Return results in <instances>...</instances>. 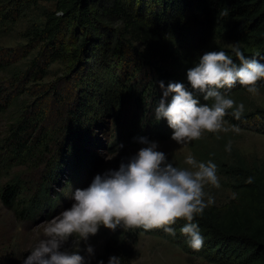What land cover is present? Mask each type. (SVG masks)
I'll list each match as a JSON object with an SVG mask.
<instances>
[{
	"label": "rangeland",
	"instance_id": "1",
	"mask_svg": "<svg viewBox=\"0 0 264 264\" xmlns=\"http://www.w3.org/2000/svg\"><path fill=\"white\" fill-rule=\"evenodd\" d=\"M54 7V2L47 0H0V264H22L42 237L47 224L71 206L72 194L77 188L88 187L96 174L118 169L121 161L127 162L144 146L126 141L118 132L119 127L132 122L136 114L134 106L127 105L125 110L122 109L120 118H116L118 109L114 104L120 87L118 80L131 70L132 55L128 54V61L123 62L121 57L99 46L93 56L88 58L84 55L82 61L75 63L70 54L81 42L82 35L77 31L66 42L64 57L49 63L50 52L34 31L42 26L44 12ZM102 20L105 27L111 30V37L117 31L122 32L123 23L118 17ZM176 37L182 38V42L189 40L184 34ZM217 44L227 48L238 47L230 40H217ZM133 46L144 52L140 43L136 42ZM135 57L140 71H145L149 79L151 70L145 67L146 63L142 65L139 56ZM145 58H148L147 55ZM34 61L40 66H34ZM257 89L255 94L244 90L228 95L237 105L243 103L245 111H249L256 106H264V88ZM80 97L89 103V109L82 117L90 123L91 129L87 139L75 141L73 136H67L66 127L71 108ZM224 121L228 131L205 132L199 140L184 145L177 144L171 137L150 141L158 142V150L166 153L175 166L182 168L191 167L184 163L189 154L198 162L211 160L216 163L217 160L243 158L248 162L264 163V133L233 124L226 118ZM252 121L261 122L257 116L250 123ZM20 126H25V129ZM15 128L24 133L26 141L41 135H45L46 140L27 154H17L14 151ZM229 144L231 150L227 151ZM74 149H78V154L72 152ZM56 161L61 165L60 171L57 169L59 174L55 179H48L47 173ZM14 176L18 177L20 191L8 204L1 197V190ZM217 176L220 186L205 185L204 191L205 199L210 195L219 204L230 199L234 193L225 175L218 169ZM35 193L41 194L40 203L31 208L29 205L24 207L27 199ZM127 231L117 227L113 232L102 226L97 235L89 238L88 243L95 250L91 258H88L84 242L78 243L76 237L70 239L66 247H79L87 264H98L101 260L107 264L115 238H127ZM120 264L218 263L182 249L163 235L140 232L134 241L130 259Z\"/></svg>",
	"mask_w": 264,
	"mask_h": 264
},
{
	"label": "trees",
	"instance_id": "2",
	"mask_svg": "<svg viewBox=\"0 0 264 264\" xmlns=\"http://www.w3.org/2000/svg\"><path fill=\"white\" fill-rule=\"evenodd\" d=\"M47 1H53L55 7L44 12L42 26L36 28L34 33L49 50V63L64 57L66 42L77 31L82 35L81 42L70 54L75 63L82 61L84 55L88 58L93 56L95 48L99 46L118 55L123 62L128 61V54L132 55V68L119 78L120 87L114 99L118 109L116 118H120L122 109L125 110L127 105L132 104L135 108L132 122L118 130L122 138L129 142L140 143L139 137H147L148 140L171 137L173 130L166 119L156 121L154 118V109L162 96L160 81L164 82L165 87L170 81L182 82L191 90L187 69L198 63L205 51L224 50L239 63L233 48L222 47L217 40L233 41L246 56L259 54L256 58L264 63V0ZM112 16L123 23L122 32L117 31L114 37L102 23L103 18ZM179 34L188 35L189 40L182 42V38L176 37ZM136 42L143 46V53L134 48ZM135 56H139L142 65L146 63L145 67L151 70L149 79L145 71H140ZM32 63L40 66L37 61ZM257 88H264V79L257 82ZM244 90L247 88L237 83L228 94ZM201 102L213 103L212 100L204 101L202 96ZM88 105V101L80 97L71 108L66 134L73 136L75 141L90 136V123L82 117L89 109ZM231 113L230 109L225 116L229 122L264 133V106L244 111L240 119ZM255 116L260 117L261 122L250 123ZM20 123L21 120L18 121ZM20 127L25 129V126ZM13 136L16 141L14 151L20 155L31 152L46 140V136L41 135L26 141L24 133L17 128L13 130ZM72 152L76 155L78 149ZM215 162L234 194L223 203L208 206L196 216L194 222L199 225L204 237L200 250L191 248L188 238L181 234L186 221L180 219L172 225L176 230L175 236L159 228L147 231L143 228L129 229L127 238H115V245L111 247L112 256L120 257V263L126 262L132 255L138 233L153 232L165 236L188 252L202 255L218 264H264V163L248 162L243 158ZM60 167L58 161L52 163L47 178L55 179ZM250 177L251 182H248ZM19 186L18 177L10 178L1 190L3 200L12 203L19 194ZM40 195L35 193L27 199L24 207L39 204L42 199Z\"/></svg>",
	"mask_w": 264,
	"mask_h": 264
},
{
	"label": "clouds",
	"instance_id": "3",
	"mask_svg": "<svg viewBox=\"0 0 264 264\" xmlns=\"http://www.w3.org/2000/svg\"><path fill=\"white\" fill-rule=\"evenodd\" d=\"M232 51L239 63L224 50L205 51L198 63L187 69L191 90L182 82L170 81L167 87L159 82L162 96L154 118L166 119L173 130L171 139L177 144L199 140L205 132L228 131L224 118L230 109L236 119L241 118L244 104L237 105L228 95L237 83L250 93L257 92V82L264 79V63L256 58L259 54L249 57L238 47ZM201 96L213 103H202ZM138 141L144 146L127 162L121 161L118 169L96 174L88 187L74 191L71 206L47 224L22 264H87L79 247L69 249L66 245L76 237L78 243L86 245L88 258L93 257L94 246L88 241L101 226L113 232L117 227L125 231L159 228L175 236L172 225L183 219L186 223L180 231L188 238L189 246L194 250L203 247L204 237L194 220L215 203L210 195L205 199L204 188L209 184L220 186L216 164L211 160L198 162L189 154L184 163L191 167H178L158 150V142L147 137H139ZM226 150H231L230 144ZM107 264H120V257L110 256Z\"/></svg>",
	"mask_w": 264,
	"mask_h": 264
},
{
	"label": "bare ground",
	"instance_id": "4",
	"mask_svg": "<svg viewBox=\"0 0 264 264\" xmlns=\"http://www.w3.org/2000/svg\"><path fill=\"white\" fill-rule=\"evenodd\" d=\"M101 227H102V226H101ZM101 227H100V228H101Z\"/></svg>",
	"mask_w": 264,
	"mask_h": 264
}]
</instances>
